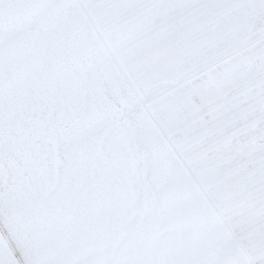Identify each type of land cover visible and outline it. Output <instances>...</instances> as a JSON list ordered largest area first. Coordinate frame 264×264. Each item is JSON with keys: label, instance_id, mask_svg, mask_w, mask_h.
<instances>
[{"label": "snow or ice", "instance_id": "obj_1", "mask_svg": "<svg viewBox=\"0 0 264 264\" xmlns=\"http://www.w3.org/2000/svg\"><path fill=\"white\" fill-rule=\"evenodd\" d=\"M0 264H264V0H0Z\"/></svg>", "mask_w": 264, "mask_h": 264}]
</instances>
